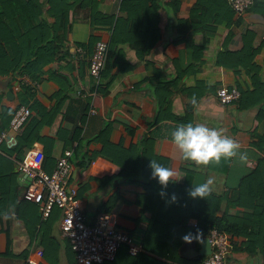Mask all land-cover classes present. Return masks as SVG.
I'll return each mask as SVG.
<instances>
[{
	"label": "crops",
	"instance_id": "0c3cea01",
	"mask_svg": "<svg viewBox=\"0 0 264 264\" xmlns=\"http://www.w3.org/2000/svg\"><path fill=\"white\" fill-rule=\"evenodd\" d=\"M68 19V51L45 65L38 80L27 74L0 75V124L3 108L12 117L20 106L31 109L29 120L44 122L22 153L15 152L22 131L1 145L18 175L23 209L10 206L0 218V264H79L61 231L60 208L53 209L44 232L31 238L27 224L35 227L31 218L36 213L43 219L44 200L23 199L28 182L18 170L23 163L51 174L67 150L73 151L74 164L68 185L78 190L88 221L100 213L112 215L142 251L152 218L143 207H153L156 199H143L144 186L127 180L122 167L102 154L104 149L128 150L152 137L179 186L191 189L212 181L208 194L196 199L198 207L210 202L211 208L218 207L217 217L249 212L237 202L243 177L262 164L264 170V152L254 147L264 134V0H255L241 16L228 0H83ZM100 40L111 46L96 87L89 59ZM222 87L237 88L240 99L222 105L217 96ZM189 122L235 139L246 161L221 159L204 166L185 161L171 133ZM178 198L185 204L191 197ZM196 223L190 219L188 224ZM245 241L232 237L234 250L226 264L262 263L240 251ZM193 242L200 251L203 241Z\"/></svg>",
	"mask_w": 264,
	"mask_h": 264
},
{
	"label": "trees",
	"instance_id": "16d2710c",
	"mask_svg": "<svg viewBox=\"0 0 264 264\" xmlns=\"http://www.w3.org/2000/svg\"><path fill=\"white\" fill-rule=\"evenodd\" d=\"M79 1L83 0H0V75L27 74L38 80L45 65L63 57L68 51L65 42L70 32L68 11ZM45 4L48 7H45ZM2 98L0 95V105ZM241 102L245 100L242 99ZM3 110L5 112L3 124H0V134L9 130L14 115L5 116L7 108ZM28 123L18 137L16 153H22L31 141L37 139L44 125L43 121L36 118H31ZM258 136L259 142L254 147L263 153L264 134ZM76 150L79 152V148ZM102 154L122 167V175L127 180L144 186L146 195L143 199H156L153 207H143L145 211L152 213L150 225L144 235L143 248L146 251L132 256L129 247L124 245L115 261L104 264H165L166 260L198 264L200 260L190 261L180 256V250L186 244L182 237L187 233L199 232L198 241L201 242L212 230L231 237L245 238L240 251L251 257H259L261 264H264L263 164L244 176L239 184L240 197L237 203L247 207L249 212L243 217H217L218 207L211 208L208 201V205L202 207L197 206V198H190L185 204L181 202L178 196L185 198L190 189L179 186L175 181L162 188L157 180L152 178L151 160L169 167V160L157 154L154 138H147L145 142L128 150L104 149ZM13 165L11 159L0 152V218L6 215L10 206L17 207L19 212L23 209V202L18 203V175ZM31 219L35 227L31 228L27 222L26 224L30 228L31 238L34 239L39 232H44V226L48 224L49 219L43 220L38 213ZM190 219L197 221L195 226L188 224ZM8 246L6 255L10 256L11 246Z\"/></svg>",
	"mask_w": 264,
	"mask_h": 264
},
{
	"label": "built area",
	"instance_id": "2783aa9c",
	"mask_svg": "<svg viewBox=\"0 0 264 264\" xmlns=\"http://www.w3.org/2000/svg\"><path fill=\"white\" fill-rule=\"evenodd\" d=\"M228 1L234 13L241 16L254 4L255 0ZM110 46L109 41L100 40L89 59V73L96 87L101 84L107 66ZM217 96L222 105L229 106L240 99L241 92L235 87H222ZM31 116L32 111L29 107L17 108L9 130L0 134V147L12 135L20 133ZM72 157V150L65 151L51 174L45 171H36L31 166L18 163L19 172L28 182L24 199L30 202L44 200L43 219H48L55 207L61 209V231L69 240L79 264L113 262L117 258L120 248L124 245L129 247L131 255H138L142 251L141 247L134 244L128 233L117 227V222L112 215L100 213L92 221H88L84 213L83 203L78 196V190L68 185V178L74 169ZM208 237L212 246V253L198 264H226L234 250L232 237L217 230H212ZM165 264L181 263L166 260Z\"/></svg>",
	"mask_w": 264,
	"mask_h": 264
},
{
	"label": "clouds",
	"instance_id": "9594fccd",
	"mask_svg": "<svg viewBox=\"0 0 264 264\" xmlns=\"http://www.w3.org/2000/svg\"><path fill=\"white\" fill-rule=\"evenodd\" d=\"M195 103V98H193ZM171 142L179 149L183 159L198 166L209 163H219L221 159L237 158L240 162L247 159L245 153L239 151L240 144L230 136L224 135L221 130L209 127L202 123H186L179 125L171 133ZM152 178L166 188L175 179V172L155 160L150 161ZM211 180L193 185L188 195L203 198L210 191ZM163 195V193H161ZM175 199V197H173ZM186 244L199 240V232L187 233L182 237Z\"/></svg>",
	"mask_w": 264,
	"mask_h": 264
},
{
	"label": "water",
	"instance_id": "95a60500",
	"mask_svg": "<svg viewBox=\"0 0 264 264\" xmlns=\"http://www.w3.org/2000/svg\"><path fill=\"white\" fill-rule=\"evenodd\" d=\"M7 96L10 99H12L13 98V92L9 91L7 93ZM195 245H196L195 242H193L192 245L191 244H185L180 250V256L185 260H190L193 258H197L198 260H201L203 257H207V256L211 255L212 246H211L209 237H206L203 240L202 245H201L202 248L200 251H197L195 249ZM190 246L192 247V249L190 248ZM189 248L191 250H189Z\"/></svg>",
	"mask_w": 264,
	"mask_h": 264
},
{
	"label": "rangeland",
	"instance_id": "374dc122",
	"mask_svg": "<svg viewBox=\"0 0 264 264\" xmlns=\"http://www.w3.org/2000/svg\"><path fill=\"white\" fill-rule=\"evenodd\" d=\"M70 13H71V10L68 11V16H69ZM124 247H125V246H124ZM73 253H74V252H73ZM180 263L184 264L183 262H180Z\"/></svg>",
	"mask_w": 264,
	"mask_h": 264
}]
</instances>
